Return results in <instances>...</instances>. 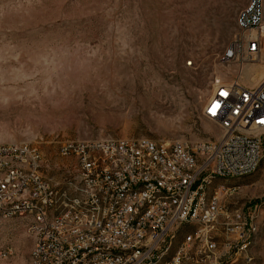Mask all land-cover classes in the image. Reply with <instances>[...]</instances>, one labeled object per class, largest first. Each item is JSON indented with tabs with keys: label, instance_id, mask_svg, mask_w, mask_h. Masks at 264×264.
Here are the masks:
<instances>
[{
	"label": "rangeland",
	"instance_id": "1",
	"mask_svg": "<svg viewBox=\"0 0 264 264\" xmlns=\"http://www.w3.org/2000/svg\"><path fill=\"white\" fill-rule=\"evenodd\" d=\"M251 1L0 0V144L38 146L44 175L64 186L75 180L65 140L218 139L203 113L215 83H249L264 64V20L258 61L224 60ZM219 185L227 208L257 209L259 231L252 260L218 264H264V146L254 172ZM28 222L0 216V250L12 249L0 264H31ZM196 229L180 226L173 251Z\"/></svg>",
	"mask_w": 264,
	"mask_h": 264
},
{
	"label": "built area",
	"instance_id": "2",
	"mask_svg": "<svg viewBox=\"0 0 264 264\" xmlns=\"http://www.w3.org/2000/svg\"><path fill=\"white\" fill-rule=\"evenodd\" d=\"M263 9L262 0H252L240 11L225 61H258L263 37L255 31L263 24ZM203 113L220 126L218 139L192 145L148 137L63 141L60 155L73 159L75 174L64 186L44 175L38 146L1 143L0 216L29 219L35 238L31 264L252 260L258 211L227 208L222 186L215 183L251 174L260 165L264 77L253 86L217 81ZM184 224L197 229L173 251ZM11 252L0 250V256Z\"/></svg>",
	"mask_w": 264,
	"mask_h": 264
},
{
	"label": "crops",
	"instance_id": "3",
	"mask_svg": "<svg viewBox=\"0 0 264 264\" xmlns=\"http://www.w3.org/2000/svg\"><path fill=\"white\" fill-rule=\"evenodd\" d=\"M263 20H264V14H263ZM263 77H264V64H262L261 68L258 71H256V73L254 74V76H253L254 80L249 82V83H246V85L253 86L257 82H259V80H261V78H263Z\"/></svg>",
	"mask_w": 264,
	"mask_h": 264
},
{
	"label": "snow or ice",
	"instance_id": "4",
	"mask_svg": "<svg viewBox=\"0 0 264 264\" xmlns=\"http://www.w3.org/2000/svg\"><path fill=\"white\" fill-rule=\"evenodd\" d=\"M223 95H227V93H222ZM219 107V105L218 104H216V105H213V108L211 109V111L213 112V113H215V111H216V109ZM261 123H264V121H261Z\"/></svg>",
	"mask_w": 264,
	"mask_h": 264
}]
</instances>
